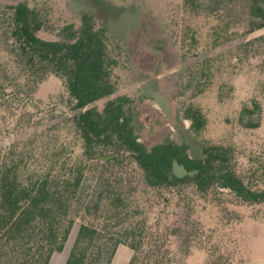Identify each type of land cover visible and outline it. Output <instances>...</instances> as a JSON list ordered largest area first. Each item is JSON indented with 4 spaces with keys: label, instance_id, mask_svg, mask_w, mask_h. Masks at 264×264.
<instances>
[{
    "label": "trees",
    "instance_id": "1",
    "mask_svg": "<svg viewBox=\"0 0 264 264\" xmlns=\"http://www.w3.org/2000/svg\"><path fill=\"white\" fill-rule=\"evenodd\" d=\"M35 1L0 3L7 9L1 23L8 50L28 82L37 84L48 74L61 80L70 110L68 127L53 133L42 130L0 146V264H48L51 254L64 247L76 217L75 238L63 264H110L119 243L131 249L127 264H186L194 248L205 251L204 264H229L193 218V198L183 187L191 185L200 194L211 187L226 188L244 202L264 201V156L249 158V175L244 176L234 167L235 148L230 144L200 138L189 150L185 141L169 137L145 142L132 96H110L117 83L106 24L124 6L88 0L97 14L83 10L77 25L63 23L58 36L49 38L39 34L44 20ZM210 1L214 4L183 0L190 9L203 11L230 0ZM245 13V31L264 26V0H247ZM212 29L215 41L230 33L222 23ZM258 43H264V33L237 44ZM209 74L206 68L197 91L209 82ZM104 97L98 106L95 102ZM259 113V101L250 96L240 104L237 121L255 127ZM181 114L188 120L187 129L198 135L206 122L201 107L188 101ZM119 157L120 163L125 159L136 167L137 182L161 199L183 197L185 203L176 210L179 216L153 223L150 209L143 205V191L132 186L124 170L101 175L107 186L102 182L90 193L89 171L105 169L110 158Z\"/></svg>",
    "mask_w": 264,
    "mask_h": 264
},
{
    "label": "rangeland",
    "instance_id": "2",
    "mask_svg": "<svg viewBox=\"0 0 264 264\" xmlns=\"http://www.w3.org/2000/svg\"><path fill=\"white\" fill-rule=\"evenodd\" d=\"M111 1L124 7L106 24L108 53L114 60L112 76L117 83L110 96L120 92L132 96L143 124L141 138L150 143L169 137L185 141L189 150L200 138L230 144L235 148V169L248 176L249 158L264 156V43H237L264 33V26L245 31L247 0L225 1L207 11L190 9L183 0ZM35 4L44 20L39 34L49 38L58 36L63 23L77 25L81 11L97 14L88 0H36ZM6 12L0 6V146L42 130L53 133L68 127L70 111L67 93L57 76L48 74L34 84L20 72L1 23ZM221 23L230 33L215 41L212 27ZM206 68L210 70L209 82L197 91ZM250 96L260 103L255 127L237 121L240 104ZM106 98L95 103L101 106ZM188 101L199 105L206 118L198 135L187 129L188 120L181 114ZM120 159L110 158L112 163L105 169L89 171L86 186L90 193L99 190L102 182L104 188L107 186L101 175L124 170L131 176L132 186L143 191V205L150 209L153 223L179 216L176 210L185 203L183 197H172L169 202L161 199L137 182L140 174L136 167L125 159L120 163ZM174 169L182 173L180 166ZM183 188L192 195L193 218L204 234H209L210 243L219 248L222 259L227 257L229 264H264V201L244 202L226 188L211 187L205 194L197 193L191 185ZM78 223L76 217L64 247L51 254L49 264L63 263ZM130 255L131 249L119 243L110 264H127ZM205 255L203 249L194 248L186 264H204Z\"/></svg>",
    "mask_w": 264,
    "mask_h": 264
},
{
    "label": "water",
    "instance_id": "3",
    "mask_svg": "<svg viewBox=\"0 0 264 264\" xmlns=\"http://www.w3.org/2000/svg\"><path fill=\"white\" fill-rule=\"evenodd\" d=\"M23 0H0V3L16 5Z\"/></svg>",
    "mask_w": 264,
    "mask_h": 264
},
{
    "label": "crops",
    "instance_id": "4",
    "mask_svg": "<svg viewBox=\"0 0 264 264\" xmlns=\"http://www.w3.org/2000/svg\"><path fill=\"white\" fill-rule=\"evenodd\" d=\"M64 260H65V259H64ZM49 261H50V259H49ZM49 261H48V264H49ZM63 263H64V261H63ZM63 263H62V264H63Z\"/></svg>",
    "mask_w": 264,
    "mask_h": 264
}]
</instances>
